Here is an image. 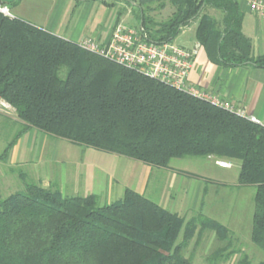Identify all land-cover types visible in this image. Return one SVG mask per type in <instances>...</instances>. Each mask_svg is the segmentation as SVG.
I'll return each mask as SVG.
<instances>
[{
  "label": "trees",
  "instance_id": "1",
  "mask_svg": "<svg viewBox=\"0 0 264 264\" xmlns=\"http://www.w3.org/2000/svg\"><path fill=\"white\" fill-rule=\"evenodd\" d=\"M120 2L137 10L150 42H174L196 23V40L213 64L264 68V54L253 56L243 33L239 0ZM167 3L174 10L166 20L150 16ZM122 14L119 9L118 19ZM0 97L16 116L0 114L23 123L13 121L22 129L1 160L34 128L150 168L167 169L183 157L240 162L238 186L255 188L251 241L264 252V125L1 12ZM19 175L23 190L0 196V264H193L183 251L194 237L213 231L229 241V228L218 220L203 212L187 219L131 188L101 206L95 194L63 196L56 186L45 188ZM235 253L227 245L211 259ZM239 264L253 263L244 254Z\"/></svg>",
  "mask_w": 264,
  "mask_h": 264
},
{
  "label": "crops",
  "instance_id": "2",
  "mask_svg": "<svg viewBox=\"0 0 264 264\" xmlns=\"http://www.w3.org/2000/svg\"><path fill=\"white\" fill-rule=\"evenodd\" d=\"M239 3L244 12L243 33L252 42V54L255 57L263 55L264 15L252 12L247 0H239ZM0 6H6L2 0H0ZM12 7L16 11L14 14L10 12L13 17L21 18L75 43L87 38L106 42L111 36L114 21L118 20L115 16L118 6H108L104 0H18V4ZM192 26H194V32L189 44L179 46L192 49L197 43L196 23L186 29L191 30ZM187 84L221 104L243 110L246 116L254 117L264 125V68H229L215 65L209 61L204 48L200 47ZM13 121L23 124L17 118ZM61 140L64 141L34 128L19 137L7 156L3 160L0 159V166H8L9 169L7 172H0V193L2 189L12 188L8 184L10 182L17 186L21 181L19 174L22 172L28 179L45 188L58 187L63 196H66L64 195L66 193L81 197L92 194L99 196L94 185L97 170H99L107 182L105 196L108 200V197L114 193V182L119 183L116 180L119 166L113 158L115 156L91 148L79 152L75 144L68 141L61 142ZM206 160L210 161L214 167L225 170L218 167L214 159L206 158ZM67 161L73 162L76 168L71 176H68L65 169ZM151 169L153 168H145L147 172L145 184ZM145 184L142 191L138 188L139 184L135 191L143 194ZM8 189L7 191L10 190ZM206 189L202 193H196L195 200L186 202V205L182 202L183 198L175 200L173 212L185 215L186 212L199 210L204 213L207 206L204 205L202 195ZM11 190L9 195L19 191V189ZM164 204L169 206L168 202Z\"/></svg>",
  "mask_w": 264,
  "mask_h": 264
},
{
  "label": "rangeland",
  "instance_id": "3",
  "mask_svg": "<svg viewBox=\"0 0 264 264\" xmlns=\"http://www.w3.org/2000/svg\"><path fill=\"white\" fill-rule=\"evenodd\" d=\"M104 1L108 4L115 3L116 7H119H117L115 15L117 19L118 10H123L121 18L114 21V26L117 23L122 22L129 27L140 28L139 19L136 17L137 10L124 5L120 0ZM136 1L139 2V0ZM247 1L249 2V0ZM97 3L100 4L98 1ZM156 7V4L152 5V8ZM8 8L11 13H16L12 5H8ZM173 10V7L167 3L164 9L160 10L156 8L149 14L157 21H164L171 15ZM209 14L217 20H221L222 18L219 11L211 10ZM193 32L194 26H192L191 30L186 29L179 34L174 43L177 45L189 44L191 37H193ZM7 114L12 117L16 116V111L13 106ZM21 129L22 125L14 123L0 114V156L8 143L14 140ZM61 142L67 141L61 140ZM76 146L79 152L86 149L83 146ZM113 156H115L113 158H115V161H117V165L119 166L116 175V180H118L119 183L114 182V193L108 197V200L105 196L107 192V182L103 173L97 170V178L94 180L97 194L100 196L99 204L101 206L122 199L126 187L136 190V187H138L139 184L138 188L142 191L147 176L145 168H149L141 162L116 155ZM228 162H231L232 168L222 170L214 167L210 161H207L204 158H175L171 160L169 168H153L148 173L149 178L146 180L143 194L147 198L172 212L175 200L178 201L183 198L182 202L186 205V202H189L192 199L195 200L196 193H202V191L207 188L202 195L204 205L207 206L204 210L205 215L218 220L230 230L228 242L221 241L213 231H205L200 236L194 237L183 251L184 256L192 259L193 264H239L244 254L249 257L253 264L264 262V252L256 247L251 241L255 188L239 187L237 181L240 172V162ZM65 169L67 170L68 176H71L76 168L73 162L67 161V163H65ZM8 170V166H0V172H7ZM191 175L195 176L192 177ZM142 177L144 178L142 179ZM204 180L217 181L218 184H207ZM8 184H10L12 188L9 187L10 190L8 188L2 189L0 196L3 198L9 195L12 191L11 189H19V191H22L24 187L22 180L18 182L17 186L12 182ZM7 189L10 192L7 191ZM64 195L71 196L67 193ZM165 202L169 203L168 207L165 206ZM198 212L202 211L198 210L194 213L186 212L185 215H187V219H189ZM180 240L181 237H179L178 242ZM227 245H229V252H236L233 256L228 257V259H226V257L216 260L211 259L216 251Z\"/></svg>",
  "mask_w": 264,
  "mask_h": 264
},
{
  "label": "built area",
  "instance_id": "4",
  "mask_svg": "<svg viewBox=\"0 0 264 264\" xmlns=\"http://www.w3.org/2000/svg\"><path fill=\"white\" fill-rule=\"evenodd\" d=\"M252 12L264 15V0L248 2ZM0 12L13 17L7 6H0ZM82 49L104 57L124 67L135 69L149 78L159 80L179 90L187 91L197 97L234 110L228 104H221L217 100L194 90L190 87L188 76L195 64V57L200 49L197 42L192 49L181 47L174 42L156 44L147 40L142 28L129 27L124 23H117L110 38L105 41L85 39L79 42ZM12 105L0 97V113L7 114ZM239 115L245 116L243 110H236ZM8 115V114H7ZM251 121L259 123L254 117ZM216 164L224 169H231L228 161L217 160Z\"/></svg>",
  "mask_w": 264,
  "mask_h": 264
},
{
  "label": "water",
  "instance_id": "5",
  "mask_svg": "<svg viewBox=\"0 0 264 264\" xmlns=\"http://www.w3.org/2000/svg\"><path fill=\"white\" fill-rule=\"evenodd\" d=\"M14 2L15 0H2V3L5 4L6 6L11 5Z\"/></svg>",
  "mask_w": 264,
  "mask_h": 264
}]
</instances>
